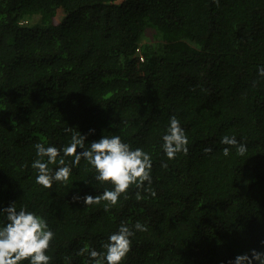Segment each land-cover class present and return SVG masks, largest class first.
<instances>
[{
    "label": "trees",
    "instance_id": "1",
    "mask_svg": "<svg viewBox=\"0 0 264 264\" xmlns=\"http://www.w3.org/2000/svg\"><path fill=\"white\" fill-rule=\"evenodd\" d=\"M258 67L264 0H0V207L16 201L47 220L50 264H88L80 248L100 251L121 222L136 221L147 230L122 264H229L264 250ZM172 115L188 152L169 159L160 145ZM69 128L86 143L120 135L149 152L145 187L156 195L131 185L115 206L84 205L74 196L108 185L83 158L67 183L36 184L35 143L61 147ZM224 135L247 152L221 144Z\"/></svg>",
    "mask_w": 264,
    "mask_h": 264
},
{
    "label": "clouds",
    "instance_id": "2",
    "mask_svg": "<svg viewBox=\"0 0 264 264\" xmlns=\"http://www.w3.org/2000/svg\"><path fill=\"white\" fill-rule=\"evenodd\" d=\"M140 50V49H139ZM142 59H144L142 57ZM260 76L264 77V67H258ZM70 142L58 147L55 144L36 142V158L31 163L35 170V183L44 188H51L53 182L67 183L72 169L80 165L83 158L87 165L95 170L94 179L108 185L97 195H76L74 199L84 205H95L106 201L109 206H115L122 193H126L131 185L145 188L152 196L156 193L145 187V182L151 184L152 157L142 147H133L122 140L120 135H101L99 139L86 143L88 133L73 131ZM95 129H89L94 133ZM160 147L163 154L174 159L178 153L188 152V137L180 120L172 115L161 136ZM220 143L234 146L238 155L247 152V145L235 136L224 135ZM79 149V150H78ZM205 152H211L206 147ZM223 155L228 156L231 149L224 147ZM66 157L71 160L66 162ZM49 165H57L55 169ZM137 198H140L139 193ZM0 264H50L51 257L47 254L55 237L47 220L26 206L16 207V201L0 207ZM147 225L136 221L133 225L121 222L117 230L109 233L98 251L85 244L78 254L87 253L88 264H122L132 247V238L137 231H146ZM264 245V241H261ZM251 254H238L229 264H264V250L251 249Z\"/></svg>",
    "mask_w": 264,
    "mask_h": 264
},
{
    "label": "rangeland",
    "instance_id": "3",
    "mask_svg": "<svg viewBox=\"0 0 264 264\" xmlns=\"http://www.w3.org/2000/svg\"><path fill=\"white\" fill-rule=\"evenodd\" d=\"M34 16H36V15H33V16L29 17V19L31 20V22H34V20H33L34 19Z\"/></svg>",
    "mask_w": 264,
    "mask_h": 264
}]
</instances>
